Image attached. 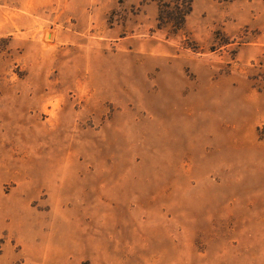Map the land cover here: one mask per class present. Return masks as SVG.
Instances as JSON below:
<instances>
[{
	"label": "rangeland",
	"instance_id": "rangeland-1",
	"mask_svg": "<svg viewBox=\"0 0 264 264\" xmlns=\"http://www.w3.org/2000/svg\"><path fill=\"white\" fill-rule=\"evenodd\" d=\"M157 12L0 0V264H264V0Z\"/></svg>",
	"mask_w": 264,
	"mask_h": 264
},
{
	"label": "trees",
	"instance_id": "trees-1",
	"mask_svg": "<svg viewBox=\"0 0 264 264\" xmlns=\"http://www.w3.org/2000/svg\"><path fill=\"white\" fill-rule=\"evenodd\" d=\"M157 27H168L172 33L182 30L187 16L192 12L193 0H156ZM264 130V126H263ZM260 138H264V131Z\"/></svg>",
	"mask_w": 264,
	"mask_h": 264
},
{
	"label": "crops",
	"instance_id": "crops-1",
	"mask_svg": "<svg viewBox=\"0 0 264 264\" xmlns=\"http://www.w3.org/2000/svg\"><path fill=\"white\" fill-rule=\"evenodd\" d=\"M194 9H195V0H193V9H192V12H191V13H193ZM191 13H190V14H191ZM190 14H189V15H190ZM189 15H188V16H189ZM188 16H187V17H188ZM186 19H187V18H186ZM185 22H186V21H185Z\"/></svg>",
	"mask_w": 264,
	"mask_h": 264
}]
</instances>
